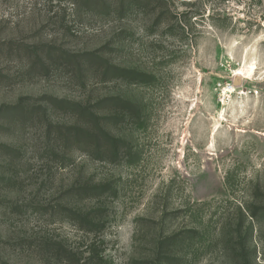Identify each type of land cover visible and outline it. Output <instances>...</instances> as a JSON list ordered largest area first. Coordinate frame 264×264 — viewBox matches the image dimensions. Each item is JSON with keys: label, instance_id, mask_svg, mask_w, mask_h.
Masks as SVG:
<instances>
[{"label": "rangeland", "instance_id": "374dc122", "mask_svg": "<svg viewBox=\"0 0 264 264\" xmlns=\"http://www.w3.org/2000/svg\"><path fill=\"white\" fill-rule=\"evenodd\" d=\"M17 104L0 264H264V0H0V109ZM84 106L118 157L76 141Z\"/></svg>", "mask_w": 264, "mask_h": 264}, {"label": "trees", "instance_id": "16d2710c", "mask_svg": "<svg viewBox=\"0 0 264 264\" xmlns=\"http://www.w3.org/2000/svg\"><path fill=\"white\" fill-rule=\"evenodd\" d=\"M105 73H114L119 76L125 77V78H131L134 79L135 81L139 82H146L147 79H150L151 75L137 71V70H130V69H125L117 66H110L106 65L104 69ZM59 102L61 103H66L64 100H60ZM68 103V102H67ZM108 103V104H104ZM104 107L103 105H114V106H119L123 110L126 111L128 109L129 102L122 100L120 98H112V99H105L101 101L99 104L96 105V108L99 109L100 106ZM123 105V106H122ZM77 107L79 105H76ZM95 108V106H93ZM80 112L79 115H86L88 118V121L92 124L91 128H83V127H78L77 125L75 126L74 132L76 133V136L78 137V140H76L78 143H83L85 142L86 145L89 146V148L92 149L93 153L98 157L102 158L106 153H111L113 157H118L119 152L121 148L124 146V141L120 138H116L112 136L106 129L102 126L103 124L101 123V120L107 121L110 119L109 116L104 115L100 116L96 114L94 111H92L88 107H80ZM23 108L21 104H17L15 106H9L5 109L1 108L0 113H4L6 116L7 113H13V114H18V113H24L22 112ZM6 112V113H5ZM0 114V115H1ZM95 126V127H94ZM94 127V128H92ZM87 193H96V194H102L110 190L109 187L106 185H97L94 187H91L88 189Z\"/></svg>", "mask_w": 264, "mask_h": 264}]
</instances>
